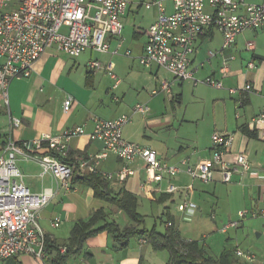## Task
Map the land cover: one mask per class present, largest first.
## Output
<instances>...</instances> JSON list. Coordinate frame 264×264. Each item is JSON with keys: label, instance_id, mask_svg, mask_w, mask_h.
Wrapping results in <instances>:
<instances>
[{"label": "crops", "instance_id": "1", "mask_svg": "<svg viewBox=\"0 0 264 264\" xmlns=\"http://www.w3.org/2000/svg\"><path fill=\"white\" fill-rule=\"evenodd\" d=\"M148 1L162 2L168 14L174 13L171 0L129 1L128 10L122 18L123 38L120 40L109 36L108 52L87 50L73 57L51 47L34 64L30 77L12 80L9 88L10 114L19 118L21 124L11 130L7 109L0 98V155L10 135L16 141H29L42 134L58 136L78 126H85L87 133L70 142V160L74 163L81 155H96L103 149V143L91 140L88 135L93 130L95 117L115 120L131 115V123L122 130L123 138L157 151L170 165H178L184 158H189L192 164H197L201 159H210L212 135L216 132L232 133L234 140L227 158L233 160L244 152L249 156L251 169L246 173L233 174L229 184L222 182L220 174L206 184L182 174L161 183L163 190L169 183L180 190L168 194L170 196L160 202V197L167 193H154L149 198L142 190L147 171L141 158L131 164L136 174L124 183L103 179L114 195L123 190L135 194L139 200L138 211L146 220L149 216L152 218L155 224L153 228L158 232L165 233L167 227L172 225L170 220L184 240L199 242L204 251L215 258L220 257L225 249H240L255 255L256 260L251 264H264V216L248 218L237 228L230 229L231 232L206 239L211 230L218 231L226 222L234 220L241 209L264 210V140L261 130L253 123V119L264 110V30L245 31L237 36L231 47L221 51L223 36L215 27H211L196 43L192 69L196 78L203 80L212 77L222 81L223 88L203 84L194 86L192 82L185 81L173 85L181 87L178 95L169 96L160 91L164 94L159 92L154 96L152 91L159 89L164 80L171 83L173 76L157 65L145 68L140 63L148 40L147 31L159 15L157 6L145 7ZM244 1L261 4L264 0ZM207 11H211L209 7ZM249 44H252V49L248 48ZM114 51L118 53L114 54ZM127 52H131V56L126 55ZM210 52L214 54L211 58ZM225 60L229 62L228 68L222 71ZM92 61H99L103 66L113 64L112 73L105 68L91 70L89 64ZM250 62L255 65L253 69L248 68ZM2 63L3 59L0 58V65ZM116 80L119 83L114 87ZM183 83L195 88L197 96L193 97L192 105L198 110L201 105L211 101L205 93L213 90L212 133L206 144H202L199 138L186 137L185 146L199 148L192 151L172 143L180 138L179 131L174 130L176 116L173 109L183 100ZM246 83L252 85L253 91L247 94L244 105L238 108L240 94H231L230 90L241 88ZM68 98H72V105L65 112L64 103ZM137 104L149 106V113L134 114L133 109ZM202 114L205 116V112ZM122 164L121 159L110 154L101 162L99 172L116 173ZM18 165L25 175L26 185L33 193H40L46 188L57 191L55 198L39 215V224L49 239L50 257L56 255V249L62 250L70 245L77 223L89 220L100 209L108 214V220L116 221L121 228L131 224L124 211L96 198L92 187L74 184L71 179L69 189L57 188L51 176H41V167L36 162L20 160ZM189 185H193V188L185 191L183 187ZM219 185H224L228 191L219 189ZM185 200L196 205L191 215L178 210ZM57 219L60 225L55 227ZM158 222L165 227L163 231L157 229ZM71 250L67 251L65 264H169L171 259L168 251L155 250L144 238L131 239L126 248L119 249L107 232L88 239L81 250L72 246ZM1 264L45 263L33 255L22 253Z\"/></svg>", "mask_w": 264, "mask_h": 264}, {"label": "built area", "instance_id": "2", "mask_svg": "<svg viewBox=\"0 0 264 264\" xmlns=\"http://www.w3.org/2000/svg\"><path fill=\"white\" fill-rule=\"evenodd\" d=\"M174 13L168 14L162 2L145 4L146 8L157 6L159 15L147 31V44L140 63L145 68L157 65L168 71L176 81L192 82L194 86L203 84L221 89L223 83L212 77L200 80L192 69V57L196 53V43L211 27H215L223 36L221 51L231 47L238 35L248 30H264V1L250 4L244 0H171ZM129 0H0V98L7 109L11 130L21 124V120L10 114L9 88L12 80L31 76L34 64L51 47L78 57L87 50L108 52L107 38H123V16L129 7ZM210 8V12L207 11ZM252 49V44H249ZM117 54L118 51H114ZM126 55L131 56V52ZM214 54L210 52V58ZM209 58V60H210ZM224 61L222 71L228 68ZM91 70L105 68L112 73L113 64L103 66L99 61L89 64ZM255 67L253 62L249 69ZM112 77H116L112 74ZM119 81L116 80L117 86ZM160 91L172 95L171 83L164 80ZM253 91L250 83L238 89H231V94H240L237 107L241 108L247 94ZM72 98L64 103L68 112ZM150 107L137 104L134 114L147 115ZM239 117V113H237ZM132 116L124 115L115 120L93 118V130L90 139L101 141L103 149L96 155L77 158L80 172L100 174L108 181L124 183L134 176L136 171L131 164L141 158L146 165L147 178L142 184L144 194L152 198L154 193L174 194L180 188L170 184L163 190L164 180H172L186 174L194 181L210 183L216 174L222 182L229 184L232 175L250 171L249 156L241 152L233 160L227 158L234 140L232 133L216 132L211 137L212 156L192 164L184 158L178 165L164 161L157 151L130 142L123 138L124 126L131 123ZM261 130L264 140V110L253 119ZM85 126L68 129L58 136L42 134L29 141H16L10 135L2 147L0 155V264L11 257L25 253L33 255L42 262L48 259L45 233L39 224V215L56 195V190L46 188L40 193H33L25 183V175L18 162H36L41 167V176H51L57 188H70L74 166L66 162L70 157V142L86 135ZM114 154L123 162L116 173H101L99 166L103 160ZM44 155H47L45 157ZM186 191L193 185L183 187ZM196 205L185 200L178 206L180 212L191 215ZM189 215H186L189 217ZM264 216V210L245 208L238 212V222H229L220 230L227 233L237 228L248 218ZM214 217V216H213ZM60 220L54 223L57 227ZM66 248L61 250L65 254ZM238 258L249 263L256 260L255 255L235 250Z\"/></svg>", "mask_w": 264, "mask_h": 264}, {"label": "trees", "instance_id": "3", "mask_svg": "<svg viewBox=\"0 0 264 264\" xmlns=\"http://www.w3.org/2000/svg\"><path fill=\"white\" fill-rule=\"evenodd\" d=\"M67 163L74 166L72 182L74 184H84L92 187L95 191L96 198L105 200L117 207L118 210L124 211L131 224L121 228L116 221L108 220V214L100 209L93 213L87 221H81L76 224L72 232L70 245L67 246L65 254L60 249H56L55 256L50 257L49 239L45 238L48 259L45 264H65L67 251L71 250V246L79 251L82 245L90 238L101 232H107L112 235L116 247L119 249L126 248L131 239L144 238L149 242L155 250L168 251L170 253L169 264H251L235 255V249H225L220 257L215 258L207 254L200 246L199 242L187 241L182 238L176 231L175 223L167 227L165 233L158 232L155 228L149 230L145 227L146 218L138 211V197L126 190L117 195L112 194L108 189L107 182L99 174L82 173L77 166V159L73 163L70 157ZM170 195L163 194L159 201H163Z\"/></svg>", "mask_w": 264, "mask_h": 264}, {"label": "rangeland", "instance_id": "4", "mask_svg": "<svg viewBox=\"0 0 264 264\" xmlns=\"http://www.w3.org/2000/svg\"><path fill=\"white\" fill-rule=\"evenodd\" d=\"M129 1L132 2L133 0H129ZM152 2L148 1L147 3H152ZM147 3H145V4H147ZM171 78H173V79H171L172 95H178V94H180L181 87H179V85L176 87H173L174 84H176V85L178 84V81H176L174 79V77H171ZM158 90H160V88ZM208 91H210V92L206 91V93H205V94H207L206 97L207 98L210 97L211 99L209 98V100L212 101L213 90L210 89ZM183 93H184L183 94L184 95L183 100L181 101L180 104L176 105L175 109H173L175 112V116H176L174 130L177 132L179 131L180 138L176 139V141L172 142V143L174 144V146L183 145L184 148L186 147L185 149L192 151L193 149H196L198 147H196L194 145L185 146L187 144L188 137L189 138H199L200 142L202 144H206L208 142L209 135H211V133H212V126L214 124L213 112H212V102L210 101V102H207L206 104L201 105V109L198 110V109H195L194 106L192 105V103L194 101L193 97L195 95L197 96V93H195V88L193 86H190L188 83H183ZM161 94L163 95L164 93H161ZM187 109H188L189 115L187 114ZM173 110L170 109V113H172ZM204 112H205V116L202 114ZM186 137H187V139H186ZM219 189L224 190L226 192L228 191V188L225 187L224 185H219ZM244 209L245 208L241 209V211ZM238 221H240V220H239L238 212H237L236 218H234V220H230V221L226 222L224 225L228 224L229 222H238ZM153 225H155V224H154L152 218L149 216L146 220V227L148 229H151V228H153ZM222 227L219 228L218 231H216V229L211 230L208 233V236H206V239H208V238L211 239L212 238L211 236H214V235H218V234L222 235V232L220 231L222 229ZM157 229L160 231L161 230L163 231L165 229V227L163 225H161L160 222H158ZM229 232H231V231H229Z\"/></svg>", "mask_w": 264, "mask_h": 264}]
</instances>
